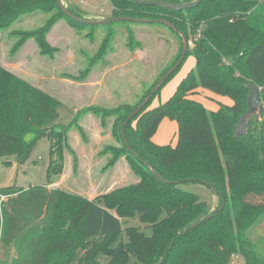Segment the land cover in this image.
Listing matches in <instances>:
<instances>
[{
	"label": "trees",
	"instance_id": "trees-1",
	"mask_svg": "<svg viewBox=\"0 0 264 264\" xmlns=\"http://www.w3.org/2000/svg\"><path fill=\"white\" fill-rule=\"evenodd\" d=\"M110 2L113 16L163 18L184 32L188 41L193 34V46L183 62L192 56L194 65L168 98L152 106L153 98L182 62L125 125L132 153L120 128L179 58L182 40L170 28L181 40L174 60L137 103L109 112L122 145L109 146L113 157L107 164L124 155L137 181L102 191L91 199L48 187L61 172L64 153L59 150L56 161L52 147L58 138L60 144L65 142L69 128L79 127L77 121L68 125L57 122L59 102L55 98L0 68V159L15 156L18 162H25L37 140L49 138L47 183L0 189L4 197L0 201V264H72L78 250L77 264H100L96 258L100 252L109 256L106 264H234L236 254L243 257L242 264H264V253L246 234L257 216L264 214V109L247 120L245 130L236 132L239 117L247 108L249 81L260 87L264 101V0H201L181 10L131 0ZM37 9L56 10L42 28L29 34L47 51L44 33L57 19L81 24L65 16L56 0H0V24L6 26L21 13ZM201 88L228 97L232 103L219 102L210 110L192 97ZM257 116L260 119L254 124ZM164 118L176 123L175 144L152 141ZM188 179L211 183L225 197L222 209L218 210L222 203L218 194L220 204L210 211L196 193L182 188ZM134 216L151 228L150 234L129 224ZM121 233L126 240L117 239Z\"/></svg>",
	"mask_w": 264,
	"mask_h": 264
},
{
	"label": "rangeland",
	"instance_id": "rangeland-1",
	"mask_svg": "<svg viewBox=\"0 0 264 264\" xmlns=\"http://www.w3.org/2000/svg\"><path fill=\"white\" fill-rule=\"evenodd\" d=\"M71 1L76 7L91 6L96 9L100 8L104 12L111 9L110 0ZM55 12V9L50 12L41 9L23 12L8 25L1 26L0 24V68L55 98L59 102L57 122L68 125L76 120L79 124V121L82 122L85 117L83 115L92 114V119L96 120L94 129L100 131L102 139L92 138L93 142L91 137L85 134L82 126L75 128L73 125L66 134L65 142L62 141L60 144L59 138L57 140L55 138L57 145L52 147L56 161H59L57 156L59 150L64 152L61 158V172L54 176L53 182L60 180V186L64 187V190L70 188L84 193V196L89 198L107 189L104 188L106 182H109L108 185L111 188L135 181L136 178L128 162L120 159L124 155L119 157L114 164H107L108 160L113 157V153L108 150L109 146L117 148L122 145L118 138V127L114 123V116L109 112H113L112 110L124 104L137 103L149 85L179 53L181 40L169 27L160 23L116 21L108 24L88 25L77 24L61 17L74 31L64 29L61 36L59 35L60 29L51 32L50 30L59 20L57 19L44 33L49 46L47 51L39 46L34 35L29 34L42 28ZM50 35L63 39L56 44H51L48 41ZM192 35L189 36V48L194 42ZM121 48L128 49L130 59L137 48H144L146 58L131 62L126 59L125 61L124 57L122 59L120 57ZM112 53L119 54L120 58H108V55ZM191 57L188 56L180 68L165 82L153 98L152 106L164 101L174 92L184 73L193 64ZM124 62L128 64L123 66L122 70L104 73L108 67L119 66ZM79 81L100 83L98 85L93 83V88L82 86V89ZM200 99L205 107L211 104L207 98L201 97ZM80 103L85 104L81 107ZM261 104L264 106L262 98ZM90 108L97 109L93 111ZM245 109L246 106L243 110ZM107 111L109 114L104 116L103 113ZM258 119L260 117L257 116L254 124ZM74 128L77 134L79 132L77 136L73 135ZM175 132L176 123L165 118L153 134L152 141L156 144H175ZM81 140L87 143L85 151L78 148L77 142L81 144ZM75 144H77L76 149L73 146ZM93 146L97 147L96 151ZM48 158L49 138L45 136L37 140L25 162H18L15 156L0 159V189L47 183ZM10 162L17 163V167L11 165ZM63 174L64 179H61ZM181 187L196 193L201 200L206 202L210 211L220 204L218 195L204 183L189 182L182 184ZM3 198L1 196V199ZM129 220V224L140 226L146 234L151 233V228L141 223L138 216L131 217ZM246 234L256 248L264 253V214L257 216ZM100 239L101 237L97 238V240ZM117 239L126 240V235L121 233ZM80 253V250L76 252L72 264H77ZM0 257H3L1 249ZM96 258L100 264H106L109 260V256L102 252L98 253ZM232 262L242 264L244 259L240 254H236L232 257Z\"/></svg>",
	"mask_w": 264,
	"mask_h": 264
},
{
	"label": "water",
	"instance_id": "water-1",
	"mask_svg": "<svg viewBox=\"0 0 264 264\" xmlns=\"http://www.w3.org/2000/svg\"><path fill=\"white\" fill-rule=\"evenodd\" d=\"M136 4H145V5H155V6H159V7H163L166 9H170V10H181V9H185V8H190L193 6H196L197 4L200 3L201 0H192L189 2H180V3H176V2H169L166 0H131ZM56 4L58 6V8L61 10V12L69 17L70 19L82 23V24H88V25H98V24H108V23H112V22H116V21H133V22H143V23H160L163 25H166L167 27L173 29L175 32H177L182 40V50L180 53L179 58L176 60V62L164 73L162 74L157 81L154 83V85L152 86L150 92L145 96V98L139 103L137 104L133 110L126 116L123 124L121 125V136L123 139L124 144L126 145V147L128 148V150H131L125 134H124V127L125 125L144 107L147 105V103L152 99V97L154 96V94L158 91V89L161 87V85L165 82V80L178 68V66L183 62L187 52L190 50L189 48V41L187 38V35L182 32L177 26H175L171 21L167 20V19H163V18H145V17H132V16H124V15H119V16H112V17H108V18H99V19H91V18H85L83 16H79L74 14L73 12H71L67 6L63 3L62 0H56ZM246 88L248 90V95H247V108L244 111V113L239 117V121L237 123V127H236V132H242L243 130H245L246 127V123L247 120L255 114H261L263 112L264 106L263 104H261V98H260V87L249 81L246 84ZM132 151V150H131ZM133 153V151H132ZM144 164H146L151 171L153 172V174L158 177L159 179L161 178V176L153 169L151 168L146 161H143ZM199 182L206 184L207 186H209L216 194H218L221 199H222V203L219 206L218 210L222 209V207L225 204V197L220 194L215 187L209 183L208 181L204 180V179H197ZM188 181H193V179H188ZM208 217H210V215L202 218L201 220H199L198 222L190 225L187 229H185L183 233H186L189 229H192L193 227H195L196 225L200 224L202 221H204L205 219H207ZM162 264V263H160Z\"/></svg>",
	"mask_w": 264,
	"mask_h": 264
},
{
	"label": "crops",
	"instance_id": "crops-1",
	"mask_svg": "<svg viewBox=\"0 0 264 264\" xmlns=\"http://www.w3.org/2000/svg\"><path fill=\"white\" fill-rule=\"evenodd\" d=\"M63 3L68 7V8H71V9H73L79 16H83V17H85V18H91V19H99V18H108V17H112L113 16V6H112V4H111V2H110V10H108L107 12H104L102 9H100V8H92L91 6H82V7H76L74 4H73V2L71 1V0H63ZM66 23V20L64 19V18H59V20L54 24V26L52 27V29L50 30L51 32L52 31H55V29H60L61 30V33H59V35L61 36V35H63V30L64 29H66V31H70L71 30V32H73L74 31V29L72 28V27H70L69 26V24H65ZM61 39H63V38H58V37H53V36H49L48 37V41L51 43V44H56L59 40H61ZM125 51V52H124ZM120 53L122 54L120 57H121V59H122V57H124L125 58V61H126V59H128V62L130 61H133V60H139V59H141V60H145V54H146V52H145V49L143 48V49H141V48H137L134 52H133V54L131 55L132 56V58L130 59V58H128V56H129V52H128V49L126 50H124V48H121V51H120ZM118 55L119 54H116V53H112V54H110V55H108V58H111V59H117V58H120V57H118ZM192 58V61H193V64H194V59H193V57H191ZM147 60V59H146ZM81 61H84L83 59H81ZM128 63H126V62H124V63H121L119 66L118 65H116V66H111V67H108L105 71H104V73H106V72H108V71H117L118 69H120V70H122V68H123V66H126ZM145 63H143V65H144ZM193 64L189 67V69L193 66ZM81 65H82V63H81ZM83 67V66H82ZM188 69V70H189ZM187 70V71H188ZM187 71H186V73H187ZM186 73H184V75L186 74ZM183 75V76H184ZM79 83V86L82 88V86H84V87H88V88H93V86H92V84L94 83L95 85H98V83H100V82H98V81H96V82H90V83H87V82H83V81H79L78 82ZM87 84V85H86ZM90 84V85H89ZM83 89V88H82ZM192 97L194 98V99H196V100H198V101H200V102H202L201 101V97H204V98H207L209 101H210V105L209 104H207V106H206V108H208V109H210V110H214V109H216L217 107H218V103L219 102H221V103H224V104H231L232 103V101H231V99H229L228 97H224V96H220V95H218V94H216V93H213L212 91H210V90H207V89H198L197 91H196V93L195 94H193L192 95ZM85 104V103H84ZM84 104L83 103H80L79 105L81 106V107H83L84 106ZM80 107V108H81ZM83 116H85L84 117V119L82 120V122L81 121H79V125L80 126H82L83 128H84V131H85V134L87 135V136H90L91 137V139L93 138L94 140L96 139H99V138H101L102 139V136H101V133H100V131L98 130V131H96L94 128H96V126H95V124H96V120H93L92 119V114H85V115H83ZM165 119V118H164ZM75 128H76V126H74ZM74 128V129H75ZM71 129H72V127H71ZM70 129V130H71ZM78 134H79V132H78ZM77 134V130L75 129L74 130V132H73V135L75 136H77L78 135ZM91 139H90V142H91ZM93 139H92V141H93ZM79 141V140H78ZM99 141H101V140H99ZM90 142H89V144H90ZM94 142V141H93ZM77 144L79 145L78 146V148L80 147L81 148V150L83 151L84 149H85V147H86V145H87V143H84L82 140H81V144H80V142H77ZM77 144H75V145H73L74 146V149H76L77 148ZM94 145V144H93ZM94 147V151H96V146H93ZM85 151V150H84ZM80 156V155H79ZM120 159H122V160H124L125 159V157H122V158H120ZM126 160V159H125ZM48 161H49V158H48ZM65 163H66V157H65ZM10 164L11 165H13V166H15V167H17V163H11L10 162ZM47 165H48V162H47ZM46 168H47V166H46ZM90 170V169H89ZM64 174L62 175V178L61 179H64ZM135 177V176H134ZM136 178V177H135ZM135 181H137V178L135 179ZM134 181V182H135ZM115 182V181H114ZM61 181L60 180H58V181H56V182H53L52 184H49L48 185V187H56V188H61V189H64V187H62V186H60L61 184ZM107 184H105L104 185V188H107V189H105L104 191H107V190H110V189H112V188H114V187H109V185H108V183L109 182H106ZM44 184H46V182L44 183ZM113 184V183H112ZM35 185H37V184H35ZM21 187H23V186H21ZM94 187V186H93ZM24 188H27V187H24ZM95 188V187H94ZM67 189V188H66ZM67 191H70V192H74V193H78V194H80V195H84V193H81V192H78V191H75V190H73V189H70V188H68L67 189ZM102 192V191H101ZM100 192V193H101ZM99 194V193H98ZM97 194H95L94 196H91V197H89L90 199L91 198H94L95 196H96ZM0 201H1V195H0ZM2 251V250H1Z\"/></svg>",
	"mask_w": 264,
	"mask_h": 264
}]
</instances>
